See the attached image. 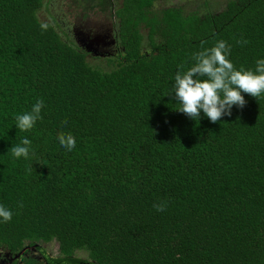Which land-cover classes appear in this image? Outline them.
Segmentation results:
<instances>
[{
  "label": "trees",
  "instance_id": "16d2710c",
  "mask_svg": "<svg viewBox=\"0 0 264 264\" xmlns=\"http://www.w3.org/2000/svg\"><path fill=\"white\" fill-rule=\"evenodd\" d=\"M84 1L112 18L116 53L87 51L74 23L41 16L45 0H0V205L13 212L0 250L24 249L10 264H264V93H242L216 123L178 111L172 93L220 40L237 70H255L264 0Z\"/></svg>",
  "mask_w": 264,
  "mask_h": 264
},
{
  "label": "clouds",
  "instance_id": "9594fccd",
  "mask_svg": "<svg viewBox=\"0 0 264 264\" xmlns=\"http://www.w3.org/2000/svg\"><path fill=\"white\" fill-rule=\"evenodd\" d=\"M44 27V26H42ZM238 43L247 44L246 40ZM231 45L220 40L210 49H205L193 56L194 65L186 72H177L172 93L181 107L178 111L194 121H199L201 111L213 123L219 122L225 115L231 116L233 106L243 108L246 100L242 93L258 98L264 93V59L256 61L255 70H237L228 58ZM44 101L38 100L30 112L16 117V127L20 131L32 129L41 119ZM66 124L67 121H64ZM57 139L62 147L72 151L76 147V139L71 134L59 133ZM31 141L24 138L21 143L11 147L12 155L19 159L30 156ZM22 207V204L19 205ZM157 211L166 209V202L154 204ZM11 209L0 205V219L11 221Z\"/></svg>",
  "mask_w": 264,
  "mask_h": 264
},
{
  "label": "rangeland",
  "instance_id": "374dc122",
  "mask_svg": "<svg viewBox=\"0 0 264 264\" xmlns=\"http://www.w3.org/2000/svg\"><path fill=\"white\" fill-rule=\"evenodd\" d=\"M47 4H49V8H47ZM83 4H85L84 0H45L41 16L48 21L57 19L63 27L68 23L72 26L74 23L73 35L74 30L79 29L90 34H101L106 41H110L113 27L112 18L98 10H88ZM172 4L186 5L187 0H169L165 4L157 2L156 8ZM91 60L95 61L93 58Z\"/></svg>",
  "mask_w": 264,
  "mask_h": 264
},
{
  "label": "water",
  "instance_id": "95a60500",
  "mask_svg": "<svg viewBox=\"0 0 264 264\" xmlns=\"http://www.w3.org/2000/svg\"><path fill=\"white\" fill-rule=\"evenodd\" d=\"M74 37L75 40L82 46L84 47L87 51L89 52H93L94 54L98 55V51H97V46L101 45L104 43V36H102L101 34H90L86 31L83 30H74ZM114 43V40H111L108 42L109 43ZM24 252V249L16 254L14 257L18 258L21 256V254Z\"/></svg>",
  "mask_w": 264,
  "mask_h": 264
},
{
  "label": "flooded vegetation",
  "instance_id": "af4514ba",
  "mask_svg": "<svg viewBox=\"0 0 264 264\" xmlns=\"http://www.w3.org/2000/svg\"><path fill=\"white\" fill-rule=\"evenodd\" d=\"M112 31L114 32V26L112 27ZM111 31V40H114L115 42L114 43H109V41H106V39L104 38V43L97 46V51L98 53H116L118 51V46H117V40L115 38V36L113 37V33ZM75 35V34H74ZM95 35V34H94ZM110 40V41H111ZM33 252V250H32ZM2 251V249L0 250V261H5L4 259L5 258H9L10 260L8 262H6L7 264H10V263H13V258L14 256L12 254H9V252L7 251H4V253Z\"/></svg>",
  "mask_w": 264,
  "mask_h": 264
}]
</instances>
